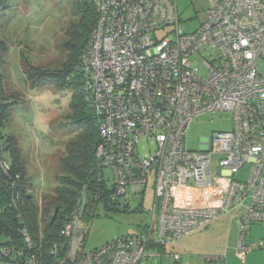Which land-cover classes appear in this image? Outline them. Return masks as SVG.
Segmentation results:
<instances>
[{
  "label": "built area",
  "instance_id": "built-area-1",
  "mask_svg": "<svg viewBox=\"0 0 264 264\" xmlns=\"http://www.w3.org/2000/svg\"><path fill=\"white\" fill-rule=\"evenodd\" d=\"M92 2L96 23L80 69L98 119L97 183L117 203L127 190L143 195L151 181L153 206L138 232L87 250L82 193L61 229L64 242L51 249L52 264H140L225 216L236 224L235 255L245 264L263 246L245 236L264 224V0H207L191 33L183 30L176 0ZM217 112L231 113V130L189 150V123ZM140 138L155 144L143 158L134 154ZM245 165L246 179L236 180ZM203 259L215 264L225 255ZM30 264H37L34 257Z\"/></svg>",
  "mask_w": 264,
  "mask_h": 264
},
{
  "label": "rangeland",
  "instance_id": "rangeland-1",
  "mask_svg": "<svg viewBox=\"0 0 264 264\" xmlns=\"http://www.w3.org/2000/svg\"><path fill=\"white\" fill-rule=\"evenodd\" d=\"M5 5L0 11V41L5 47L0 57V70L5 77L6 95L13 103L9 105L10 116L3 133L17 138L21 155L27 163L26 176L32 184V195L37 201L41 193H51L59 174L58 162L78 130L73 112L69 110L70 93L51 85L28 87L23 75V69L28 67L24 63L41 71L58 70L67 59L60 46L67 42L66 32L77 23L78 13L74 0H5ZM176 5L183 30L187 33L195 31L204 19L207 0H176ZM192 60L198 62V75L205 77L207 71L203 60L197 56ZM231 128V113L202 114L189 123L184 138L186 146L197 151L201 140L210 138L214 132L230 131ZM154 148L153 139L140 138L134 154L143 158L153 153ZM247 173L248 166L245 165L234 178L243 181ZM153 196L149 181L143 195L127 190L115 209L107 210L98 205L93 217L81 222L85 229L90 222L86 249L100 247L115 237L134 234L148 225ZM226 218L230 220V216ZM224 226L226 233L229 227L226 223ZM219 232V228L209 226L180 241L179 246L174 247L180 255L178 262L172 257H163L140 264H200L216 246ZM0 264L15 263L2 261Z\"/></svg>",
  "mask_w": 264,
  "mask_h": 264
},
{
  "label": "trees",
  "instance_id": "trees-1",
  "mask_svg": "<svg viewBox=\"0 0 264 264\" xmlns=\"http://www.w3.org/2000/svg\"><path fill=\"white\" fill-rule=\"evenodd\" d=\"M74 4L77 23L66 32L68 40L60 46L67 54L61 67L41 71L24 63L28 68H22L29 87L51 85L70 93L69 110L78 130L58 162L59 174L51 193H41L37 201L32 195V184L26 176L27 163L17 138L3 133L13 100L6 95L5 77L0 70V262L30 264L34 257L37 264H52L51 249L64 242L61 229L83 194L84 218L88 220L98 205L110 210L118 203H111L106 190L97 183L93 151L99 140L98 119L82 89L80 57L86 50L97 14L92 0H74ZM5 7V0H0V11ZM0 52L1 57L5 52L1 41ZM157 251L164 253L162 248Z\"/></svg>",
  "mask_w": 264,
  "mask_h": 264
},
{
  "label": "crops",
  "instance_id": "crops-1",
  "mask_svg": "<svg viewBox=\"0 0 264 264\" xmlns=\"http://www.w3.org/2000/svg\"><path fill=\"white\" fill-rule=\"evenodd\" d=\"M5 90H6V85H5ZM224 223H226V225L228 224V227H229L227 231L228 234L227 232L224 233L225 232ZM210 227L214 229L219 228L220 230L219 232L220 235L217 236L215 239L216 246H214L213 251L210 253V255H225L224 260L218 261L215 264H241V262L235 255L236 244L238 241V231H237L235 222L231 220V218L228 221L225 216L221 218L220 220H218L217 222L213 223ZM258 241L262 242L263 246L259 249L253 250L250 253H248L245 256V264H264V224H255V225L250 226L245 236L246 243L258 242ZM180 243H178L176 246H173V247H167L164 253H161L160 257H157L153 260H156V259L161 260L163 257L170 259L171 253H174L179 256V259L176 262L180 261V255L174 251L175 249L174 247H178ZM202 261L203 262L200 264H210L204 259H202Z\"/></svg>",
  "mask_w": 264,
  "mask_h": 264
}]
</instances>
